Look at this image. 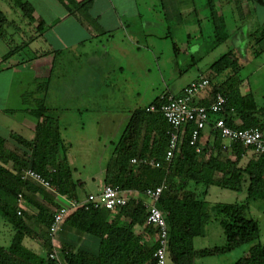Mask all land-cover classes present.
Masks as SVG:
<instances>
[{
	"label": "trees",
	"instance_id": "trees-1",
	"mask_svg": "<svg viewBox=\"0 0 264 264\" xmlns=\"http://www.w3.org/2000/svg\"><path fill=\"white\" fill-rule=\"evenodd\" d=\"M59 1L68 13H74L76 10L87 12L93 0ZM239 1L236 0L235 8L241 11ZM14 3L22 11L24 17L30 21L33 19V8L29 3L22 0H14ZM211 17L210 21L220 22V26L214 24L213 44L207 47L208 49L205 48V52L212 51L230 36L225 28V19L222 14L218 17L211 15ZM91 20L98 27L96 21ZM6 22V17L0 10V38L3 40H6L4 32ZM42 25L40 22L38 27L41 28ZM248 35L251 37L248 46L251 42L253 56L257 58L264 52V22L259 28L250 30ZM26 45L27 43H22L11 46L3 58L10 57ZM173 50L176 55L178 50L175 45ZM243 57L238 49L235 51L230 49L213 60L206 74L194 79L204 77L209 80V83L191 99V102L197 106L207 107L215 95L220 93L226 98V110L216 118L223 117L226 124L232 128L259 127L264 129V104L257 103L250 88L245 93L240 90L244 84V78L241 75ZM193 61L196 62V59ZM192 64L194 63L189 66ZM188 85L183 86L178 93H172V90L167 89L147 106L132 110L114 146L104 175H109L105 181L106 184L115 185L123 191L135 190L139 198L130 200L117 209L119 211L112 223L106 221L109 210L84 209L83 207L74 210L71 215L72 224L80 231L101 238L102 246L95 259H88L61 248L62 257L67 264H156L154 252L159 245L157 238L152 245H144L138 249L135 244L139 238L132 230L134 225L146 223L145 190L161 184L164 185V189L156 205L163 213L167 225L166 250L170 263L194 264L197 257L224 255L245 247L241 256L232 264H264V243L259 240L258 222L255 218L246 216L252 202L264 200V152L253 153L246 164L241 166L240 161L248 148L238 143H231L228 146L223 144V138L212 128L211 117L214 114H210L208 125L214 133L211 145L204 147L200 145L202 132L195 143H191L195 125L190 122L181 128L182 134H180L178 148L173 152L172 157L166 160L165 154L172 126L161 113L160 106L166 102L169 95L184 96V89ZM200 95L204 96L197 98ZM151 105L155 107V110H147V107ZM22 110L28 111L30 115L38 119V122L33 138L30 140L12 133L11 136L25 149L21 155L6 152L4 139L0 136V214L13 227L11 249L13 252L26 254L28 264H31L32 259L37 256L22 245L23 238L29 234L30 230L26 226L25 212L22 213L19 209L17 195L21 194V198L28 200L37 208V218L46 228L51 223L53 212L60 207V204L48 197L44 189L36 183L22 180L20 171L26 167L32 168L49 179L59 194L67 195L68 198H76V188L72 179L71 167L64 158L58 159V154L63 148L58 119L44 104H39L35 109L26 106ZM236 119L241 122L235 124ZM197 147L199 151L196 150ZM213 150L216 152L213 153ZM229 150L232 156L220 158L222 152ZM132 158L151 159L158 162L159 166L131 163ZM9 159L15 161L13 169L5 167ZM214 175H221V177L215 179ZM191 183L194 187L201 184L216 185L237 192L245 188L246 197L241 201L216 203L210 206L204 199L206 189L202 194H197L196 189L190 187ZM36 193L40 200L35 196L34 201L29 194ZM121 216H127L128 222H119ZM211 219L219 223L225 241L222 245L196 250L193 244L194 238L206 233V226ZM145 228L157 235L158 231L152 226L146 224ZM44 236L47 242L46 259L45 261L38 259L37 264H56L48 258L51 243L47 229ZM4 252V249L0 247V256L4 255Z\"/></svg>",
	"mask_w": 264,
	"mask_h": 264
},
{
	"label": "rangeland",
	"instance_id": "rangeland-1",
	"mask_svg": "<svg viewBox=\"0 0 264 264\" xmlns=\"http://www.w3.org/2000/svg\"><path fill=\"white\" fill-rule=\"evenodd\" d=\"M133 1L138 3V10L143 17L142 19H160L159 22L156 20L157 24L152 26L155 34H159L158 38L160 39L155 41L158 47L161 46L159 49L160 51L153 50L147 45V37L144 41L139 40L140 44L147 46V48L141 47V54L134 57L139 60V66L134 70H130L127 65L123 64L124 68L120 71L117 69V66L109 65V68L111 67L109 69V77L103 81L106 85L102 88L93 89H84L81 86L74 89L70 86L72 85V78L74 77L72 73L73 70L76 69L78 73L84 70L82 69L79 72L80 67L86 64V58H88L85 55V51L89 52V50L95 48L96 45L93 44V47L89 45L83 48L79 47L70 52L66 51V54L69 53L70 56H61L60 59L57 57L56 60L60 63L54 65L50 76H41L34 84H29V91L24 93L21 105L13 107L14 109H5V107L2 109L9 113H13L14 111H22L26 106L35 109L39 104H44L53 112L58 119L60 135L62 137L61 143L63 148L60 151V156L64 158L71 167L73 177L84 181L83 186H81V193H85L89 191L91 187L96 188L98 184H101L114 146L123 131L124 127H121V129L117 131V129H115L116 126L112 131L108 130L110 125L109 122L106 121L110 116L118 114L124 118L129 114L128 110H130V108L143 107L154 100L163 91H167L166 86L170 87L169 89L172 90V93H178L183 86L188 84L190 80L197 75L204 76V74H206V70L204 69L221 54L234 47L236 42L233 40H226L212 51H206L204 57H201V48L198 51L189 50L193 45L196 46L197 43L199 44L197 46L198 48L203 46L204 50L205 47L208 49L209 46L213 44L214 24L220 26V22L212 23L210 21V19H212V17L209 16L211 7L210 1L195 0V9L193 11L188 9L187 12L182 14L184 23L180 25H169L174 42L178 43L182 50H185V52L182 53L177 51L175 55L170 37H165L167 35V25L164 22L161 23V20L164 19L177 18L169 13L171 10L169 4V9L167 10V1ZM218 2L219 0H212V5L216 10L215 17L219 16V9L217 7ZM247 2L251 14L247 17H244L241 13L239 14L235 7H231L228 3H224V5L221 6L220 12H222L223 19H225L224 24L226 30L232 34L238 30L239 33V41H237L236 44L239 53L244 56L241 59L243 63L241 75L245 81L240 90L242 93H245V89L247 88L246 85H250L256 101L259 105H262L264 104V52L257 58L253 56V49L250 46L251 42L248 46V42L251 40L248 34L250 30L259 28L264 22V0H247ZM3 10H6L5 12L9 19L15 18L7 9L4 8ZM211 14L213 13L211 12ZM197 20H199V22H197ZM56 33L61 34V30H56ZM188 33L190 34V38H187ZM98 47L101 48V45H98ZM110 55L114 54L110 53ZM174 56L178 59V65H173L169 60L173 59ZM18 57L19 55H14L12 59L17 60ZM197 57H199V59L196 63L193 66H189L192 59L195 60ZM121 58L122 59L117 60V57H113L114 60H117L115 62H121V60H123V63H125V59L123 57ZM67 60H69V63ZM202 70L204 71L200 72ZM81 75L82 79H84L88 74L81 73ZM48 87L50 88L49 92ZM98 96H102V100H99ZM70 97L71 99H69ZM0 106L2 107L3 105ZM102 108H107L105 109L107 110L106 112L103 110V115L100 114ZM5 117L6 116L0 111L1 125L5 127L12 126L13 120L6 119ZM17 117V114L13 116L15 119ZM105 117H107L106 120ZM101 119L103 120L102 125L97 127L96 123H98L97 121L100 122ZM14 126H16L15 123ZM33 135L34 130L32 133H29V129L25 128L21 136L30 138ZM222 142L227 146L233 143L226 138H223ZM252 155L251 150L248 149L246 154L242 157L240 165L243 166ZM227 156H232L230 150L220 154V158L222 159ZM202 186L203 190L206 189L204 199L210 206L216 203L241 201L246 197L245 189V192H237L216 185ZM246 216L253 217L257 220L260 233L259 240L264 243V200L252 202L246 212ZM210 222L211 221H209V223ZM1 224L0 222L1 237L5 238L8 230L7 227ZM218 229L220 234H218ZM205 235L206 233L203 236H197V243L201 242L200 244H202V242L207 239L210 242L224 243V234L218 222L210 226L208 236ZM244 249L245 247L238 248L232 251L230 255L226 254L225 256H219V261L222 263L225 262L223 264L232 263L241 256ZM205 259L198 257L194 264L203 263L202 261H205ZM168 264L172 263L168 262Z\"/></svg>",
	"mask_w": 264,
	"mask_h": 264
},
{
	"label": "crops",
	"instance_id": "crops-1",
	"mask_svg": "<svg viewBox=\"0 0 264 264\" xmlns=\"http://www.w3.org/2000/svg\"><path fill=\"white\" fill-rule=\"evenodd\" d=\"M22 1L29 3L33 8V19L31 21L23 16L22 11L15 5L14 0H0V10L5 15L7 20L4 26L6 40L0 38V105H3L2 107L0 106V111L6 116V119L13 120V124L10 127H5L0 123V136L4 139L5 151L8 153L13 152L17 155H21L25 149L21 144H19L18 141H16L11 136L12 133L21 136L23 135V130L25 128L29 129V133H32V131L35 129L36 123L38 122V119L30 115L26 110H22L19 112L14 111L13 113H9L2 109L3 107H5V109H14L13 107H18L19 105H21L24 93L29 91V84H34V82L37 81L41 76H50L51 72L53 71L54 65H56V63H60L58 60H56L57 57L59 59L61 56L66 57V55H68L69 57L70 54H66V51L70 52L76 50L79 47L83 48L88 45L93 47V44L96 45V47L91 48L89 52L85 51V55L88 58H86V64L80 67L79 72L82 69L84 70H82L80 73H78L76 69L73 70L72 73L74 77L72 78V85L70 86L74 89L78 86H81L84 89H93L102 88L104 85H106V83L103 81H105V79H108L109 77V69L111 68H109V65L117 66V69H119L120 71H122L124 68L123 64L127 65L128 69L130 70H134L139 66V60L134 57H137L139 56V54H141V47L147 48V46L140 44L139 40L144 41L147 37V45L153 50L160 51L159 49L161 47H158L155 41L157 39H160L158 38L159 34H155V31H153L154 29H152V26L154 24H157L160 19H142L143 17L138 10V3H135L133 0H93L90 3L87 12L76 10L74 13H68L65 6L60 3L59 0ZM76 1L79 2L82 0ZM166 1L167 10L170 7L171 10L169 13L177 18L161 20V23L164 22L167 25V35L165 37H170L172 41V48L175 45L179 53L185 52V50L181 49L178 43L174 42L169 25H180L184 23L182 14L184 12H187L188 9H191L192 11L195 9V0ZM209 1L211 5L209 16L216 15V10L212 5V0ZM239 2L241 5V11L237 10V12H239V14L241 13L244 17L251 15L247 6V0H240ZM224 3H228L233 8L236 7V0H219V2L217 3L219 15L222 14V12L220 11L221 6H223ZM2 7L7 9V11L15 18L9 19L5 12L6 10H3L4 8ZM211 12L213 14H211ZM87 17L95 20L98 27L93 24L94 21L88 19ZM40 22L41 24H43L41 28L38 27ZM197 22H199V20H197ZM56 30H61V34L56 33ZM229 34L230 36L228 37L227 41H236L234 47L231 48L233 51H235L237 49L236 43L237 41H239L238 30L234 34ZM187 38H190L189 33L187 34ZM22 43H27V45L23 46L19 51L15 52L10 57H7L5 59L3 58V56L9 52L11 46L20 45ZM98 45H101V48H99ZM198 45V43L196 44V46L193 45L189 50L198 51L201 48V57H204L206 55V52L203 49V46L198 48ZM110 53H113L114 55H110ZM14 55H19L17 60L12 59ZM113 57H117V60H120L122 59L121 57H123L125 59V63H123V60H121V62H115L117 60H114ZM198 59L199 57H197L196 61ZM169 60L173 63V65L179 64L176 56H174L173 59ZM67 62L69 63V60H67ZM191 63L195 64L196 62H194L192 59ZM194 64H192V66ZM207 69L208 67L204 70ZM204 70L200 72H203ZM81 73H87L88 75L84 79H82ZM198 76L200 75H197L192 80L196 79ZM192 80H190V82ZM246 87L245 91L249 88L251 89L250 85H246ZM169 88V86H166V89ZM49 91L50 88L48 87V92ZM203 96L204 95H200L197 98L200 99V97ZM69 99H71V97ZM98 99L102 100V96H98ZM135 108L136 107L130 108V110H128L129 114H127L124 118H122L118 114L110 116V118L106 121L109 122L110 125V128H108V130L112 131L116 126L115 129L119 131L121 127H124L132 110H134ZM105 109L102 108V112L100 114L103 115V110L104 112L107 111ZM16 114L18 115V117L15 119L13 118V116H15ZM216 116L217 115H213L211 117V124L213 123L212 120H214ZM106 119L107 117H105V120ZM102 121V119L100 122L97 121L98 123H96V126L98 127L102 125ZM240 122L241 121L239 119H236L234 123L239 124ZM14 123L16 124V126H14ZM213 136L214 133L212 131V128L208 125L202 131L200 137V145L202 147L211 145ZM23 138L30 140L33 138V136L30 138ZM213 152L215 153L216 151L213 150ZM58 159H62L60 154H58ZM14 164L15 161L9 159L6 161L5 167L8 169H13L15 167ZM108 176L109 175H103L101 184H98L96 188L91 187L89 191L81 193V186H83L84 181H82L81 179H76L72 175V179L75 182L76 198L82 200L86 194H97L101 192L103 186L106 184L105 181ZM220 177L221 175H214L215 179H220ZM193 185L194 184L191 183L190 187L196 189L195 191L197 194H201V192L205 190H203L202 185H198L196 187H194ZM244 189L242 191H244ZM126 195L128 197V201L139 198V194L135 190H127ZM29 196L34 200V197L37 196V193L29 194ZM38 199L40 200L39 197ZM39 200L37 201L39 202ZM59 202L61 204H65V201L61 198L59 199ZM18 206L22 213L25 212L26 226L30 230L29 234H26V236L23 238L22 245L37 256V258L32 259L31 264H37L38 259H42L45 261L47 254V242L44 233L47 228L37 218V208L28 200L24 198L18 199ZM118 211L119 210L107 212L106 221L109 223L114 222L116 213ZM73 212L74 211H71V213L62 223L59 232L54 237L53 244L55 246H58L60 249H68L70 253L82 255L83 257L85 256L88 259H95L100 252L102 239L94 234L78 230L72 224L71 215ZM128 220L129 218L127 216H121L119 217L118 221L126 223L128 222ZM210 221L211 222H208L206 226L205 236H208L209 227L213 226V224L215 223L212 220ZM0 222L2 223L1 225L7 227L8 230L5 238H2L0 233V247L5 251V254L0 256V264H28L29 260L27 259L28 257L26 254L22 252H13V250L11 249V241L14 233L12 225L9 224L1 215ZM145 227L146 223L136 224L134 225L132 230L133 233L139 238V240H137L135 244L138 249H141L144 245H152L157 238V235L155 233L149 232ZM218 234H220L219 229ZM196 238H194L193 242L196 250L222 245L223 243L210 242L207 239L204 240L202 244H200L201 242L197 243L198 241ZM230 253L227 254L230 255ZM225 255L226 254H224V256ZM219 256L223 255H217V257H199L204 259L207 258L205 259V261H202L203 263L200 264L225 263L219 261ZM197 258L195 259V262Z\"/></svg>",
	"mask_w": 264,
	"mask_h": 264
},
{
	"label": "built area",
	"instance_id": "built-area-1",
	"mask_svg": "<svg viewBox=\"0 0 264 264\" xmlns=\"http://www.w3.org/2000/svg\"><path fill=\"white\" fill-rule=\"evenodd\" d=\"M209 83V80L200 77L197 80H193L184 89V96L173 97L169 95L166 102L160 106V111L172 126L170 132L169 145L166 150V160H169L173 152L177 150L179 145V139L182 134L181 128L187 123L193 122L195 127L191 136V143L194 144L199 134L208 126L210 114H221L226 110V98L217 93L211 103L206 106H197L192 104L191 99L202 91ZM147 110L153 111L155 107L153 105L147 107ZM212 128L218 132L222 138L228 139L230 142L241 144L243 147L251 150L252 153L260 154L264 152V129L259 127H251L246 129L232 128L228 126L223 117H218L213 120ZM199 151V148H196ZM131 163H144L151 165L152 167L159 166L158 162H154L151 159L140 160L132 158ZM20 177L22 180H29L45 191V194L53 200L59 202V199H63L65 204H60V207L52 214V220L47 228L48 236L51 240V250L48 253V258L54 261L56 264H67L62 257V252L58 246L53 244L54 237L59 232L62 223L71 213L83 207L84 209L95 208L114 211L121 208L128 202L126 191L120 190L115 185L107 183L103 186L101 192L94 194H87L82 200L78 198H68L58 193L56 187L51 183L49 179L43 177L40 173L32 168L26 167L20 171ZM164 185L161 184L155 188H147L144 192L146 196V224L155 228L157 232L158 247L154 252L156 264H168L167 254V225L163 213L157 207L158 201ZM18 199L21 198V194L17 195ZM20 213L19 211L17 212Z\"/></svg>",
	"mask_w": 264,
	"mask_h": 264
}]
</instances>
